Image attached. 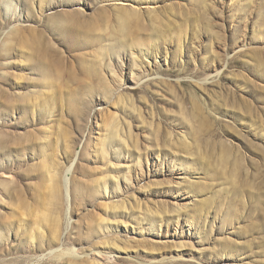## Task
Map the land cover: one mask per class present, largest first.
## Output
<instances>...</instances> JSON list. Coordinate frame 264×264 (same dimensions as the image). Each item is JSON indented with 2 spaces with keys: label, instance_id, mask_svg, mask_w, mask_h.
<instances>
[{
  "label": "rangeland",
  "instance_id": "obj_1",
  "mask_svg": "<svg viewBox=\"0 0 264 264\" xmlns=\"http://www.w3.org/2000/svg\"><path fill=\"white\" fill-rule=\"evenodd\" d=\"M0 264H264V0H0Z\"/></svg>",
  "mask_w": 264,
  "mask_h": 264
},
{
  "label": "bare ground",
  "instance_id": "obj_2",
  "mask_svg": "<svg viewBox=\"0 0 264 264\" xmlns=\"http://www.w3.org/2000/svg\"><path fill=\"white\" fill-rule=\"evenodd\" d=\"M135 15V14H134ZM135 17H136V15H135ZM129 58H128V56H127V53L125 54H121V55H119L117 58H116V66H115V69H116V71L114 72V76H113V78L115 79V81H117L119 84H121V83H123V81H125V80H127V79H125V76H124V74H125V71H129V74L131 75V80L132 81H135L136 80V78H137V76L138 75H140V74H134V72H133V68L135 67V64H137V59H138V57H139V55H140V51H137V50H135V49H131V50H129ZM137 55V56H136ZM134 56H136V57H134ZM130 62V63H129ZM131 64V65H130ZM129 65H130V67H129ZM129 67V69H126V68H128ZM133 76H135V77H133ZM127 127V126H126ZM135 138V135L133 134V132H132V130L130 129V127L126 130V132H123L122 134H121V138L120 139H123V140H121L120 142H119V144L122 146V147H124L125 148V151H126V153L128 154L127 155V157L128 158H130V157H132V156H136L137 157V161H136V167L134 168V170H133V172H134V174H135V177L138 175V174H143L144 173V171L145 170H147L148 171V153H140L137 149H138V143H137V141L136 140H134V142H132V143H130V142H127V141H131V138ZM127 144H128V146H130V147H134L136 150H135V152L136 151H138L136 154L134 153L133 154V152L131 153V151H130V149H129V147L127 146ZM132 145V146H131ZM102 151H104L103 149H102ZM141 151V150H140ZM144 157V161H145V164H142V162H143V160H142V158ZM71 169V168H70ZM70 169L67 171V172H69L70 171ZM137 178V177H136ZM124 181V185L125 186H127V184L125 183V182H127L126 180H123ZM68 178L67 177H65V179H64V186H65V191L68 193ZM114 186H115V188L116 189H118L120 186H119V182L117 181V182H114ZM179 224H177V225H175L176 227H175V229H174V231L176 232L177 231V229H181V226H178ZM125 231H126V229H125ZM166 234L167 233H165V236H166ZM163 236V235H162Z\"/></svg>",
  "mask_w": 264,
  "mask_h": 264
}]
</instances>
